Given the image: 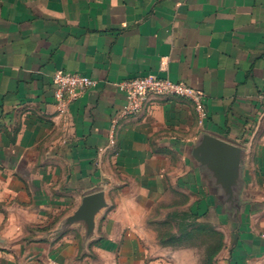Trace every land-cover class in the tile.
Masks as SVG:
<instances>
[{"label": "crops", "instance_id": "obj_1", "mask_svg": "<svg viewBox=\"0 0 264 264\" xmlns=\"http://www.w3.org/2000/svg\"><path fill=\"white\" fill-rule=\"evenodd\" d=\"M57 70L95 81L64 114ZM147 75L202 111L151 95L123 116L118 82ZM95 192L93 225L68 223ZM172 200L226 234L228 264H264V0H0V264H189L154 235Z\"/></svg>", "mask_w": 264, "mask_h": 264}, {"label": "built area", "instance_id": "obj_2", "mask_svg": "<svg viewBox=\"0 0 264 264\" xmlns=\"http://www.w3.org/2000/svg\"><path fill=\"white\" fill-rule=\"evenodd\" d=\"M51 84L58 111L64 114L74 99L95 84V81L79 72L57 70L51 74ZM126 96L123 116L137 114L151 95L178 96L192 99L202 111L203 95L183 82L152 75L138 76L118 82Z\"/></svg>", "mask_w": 264, "mask_h": 264}, {"label": "rangeland", "instance_id": "obj_3", "mask_svg": "<svg viewBox=\"0 0 264 264\" xmlns=\"http://www.w3.org/2000/svg\"><path fill=\"white\" fill-rule=\"evenodd\" d=\"M182 205L181 200L164 201L152 210V226L156 229L154 235L161 245L189 248L187 251L174 252L175 258L188 260L189 264H205L206 253L210 248L213 251V247L221 243L225 246L226 234L213 225V231L199 227ZM171 236L177 237V240L170 241ZM224 246L215 254L214 264H228L229 253Z\"/></svg>", "mask_w": 264, "mask_h": 264}, {"label": "water", "instance_id": "obj_4", "mask_svg": "<svg viewBox=\"0 0 264 264\" xmlns=\"http://www.w3.org/2000/svg\"><path fill=\"white\" fill-rule=\"evenodd\" d=\"M204 145L202 153L206 158L221 161L230 172L239 167L241 159L238 154L240 150L236 146L216 138H207V142ZM104 206H106V202L103 192L88 194L82 198L80 206L67 221L68 223L84 221L91 227L95 214Z\"/></svg>", "mask_w": 264, "mask_h": 264}, {"label": "trees", "instance_id": "obj_5", "mask_svg": "<svg viewBox=\"0 0 264 264\" xmlns=\"http://www.w3.org/2000/svg\"><path fill=\"white\" fill-rule=\"evenodd\" d=\"M189 216L191 217V219L193 220V222L194 223H197L198 224V226L199 227H201V228H203V227H205V228H209V229H211V224H209V223H204V222H200V221H198V216H197V214H194L193 212H189ZM212 230V229H211ZM213 231V230H212ZM215 232V231H214ZM171 240L170 241H175V240H177V237H175V236H171V238H170ZM224 246V243H221V244H219L218 246H215V247H213L214 249H213V251H211L212 249L210 248L209 250H208V252L206 253V257H205V264H214V256H215V254L218 252V251H220V249L222 248Z\"/></svg>", "mask_w": 264, "mask_h": 264}]
</instances>
